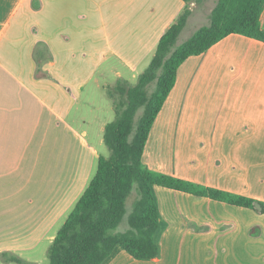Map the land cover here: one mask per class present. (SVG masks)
Instances as JSON below:
<instances>
[{
	"label": "crops",
	"instance_id": "0c3cea01",
	"mask_svg": "<svg viewBox=\"0 0 264 264\" xmlns=\"http://www.w3.org/2000/svg\"><path fill=\"white\" fill-rule=\"evenodd\" d=\"M194 1L178 39L200 18ZM184 7L181 0H0V264H15L6 255L39 264L105 154L112 115L103 84L136 82ZM260 24L264 30V12ZM142 163L264 202V43L229 35L188 57ZM153 195L158 257L139 261L117 247L103 264H264V214L160 186Z\"/></svg>",
	"mask_w": 264,
	"mask_h": 264
},
{
	"label": "trees",
	"instance_id": "16d2710c",
	"mask_svg": "<svg viewBox=\"0 0 264 264\" xmlns=\"http://www.w3.org/2000/svg\"><path fill=\"white\" fill-rule=\"evenodd\" d=\"M159 39L147 67L132 85L118 80L106 96L114 119L105 125L103 143L108 156H99L96 171L55 235L47 252L48 264H103L120 247L135 260L158 257L155 241L159 218L153 187L207 197L264 214V202L214 190L152 171L142 163V154L152 124L176 81L179 66L199 56L229 35H241L264 43L260 19L264 0H216L209 23L185 42L177 39L191 15L189 4ZM41 58L34 53L36 77H43ZM141 111L134 128V118ZM136 199L127 216V229L117 231L126 214L129 197ZM9 262L31 264L6 255Z\"/></svg>",
	"mask_w": 264,
	"mask_h": 264
},
{
	"label": "rangeland",
	"instance_id": "374dc122",
	"mask_svg": "<svg viewBox=\"0 0 264 264\" xmlns=\"http://www.w3.org/2000/svg\"><path fill=\"white\" fill-rule=\"evenodd\" d=\"M216 3V0H207L205 2H203L202 0H195L194 1V5H196V9L194 10V16H199V20L197 21H194V22H191L189 23V25H187V28L186 30L184 31L183 35L177 40L176 42V46L182 44L183 42H185L189 37H191L199 28L203 27V26H206L208 25L209 23V14H210V9L211 7H213V5ZM130 81L128 80L129 83L133 84L135 82V80L131 79V77H129ZM115 86V81L114 80H108L107 82H105L103 84V88H104V91L106 92L107 90H112L113 87ZM104 92V100L107 102V106L109 108V112H111V115H112V120L114 118V111H113V106H112V103H111V100L106 96V93ZM140 115H141V111H139L135 118H134V128L136 127L137 125V121L139 120L140 118ZM105 148V154H103V156H108L109 155V152L107 150L106 147ZM136 199V194L133 193L128 201H127V204H126V214L122 220V222L120 223L117 231L119 232H124L126 231V229L128 228L127 227V216L129 215V213L131 212L132 210V204L133 202L135 201ZM47 249H45L43 251V253H41V260H39V264H48V256H47Z\"/></svg>",
	"mask_w": 264,
	"mask_h": 264
}]
</instances>
